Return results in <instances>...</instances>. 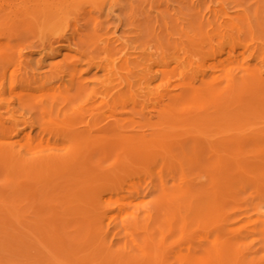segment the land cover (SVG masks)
<instances>
[{"label": "rangeland", "instance_id": "rangeland-1", "mask_svg": "<svg viewBox=\"0 0 264 264\" xmlns=\"http://www.w3.org/2000/svg\"><path fill=\"white\" fill-rule=\"evenodd\" d=\"M78 1L59 58L54 24L0 17V209L69 264H264V0ZM27 232L0 213V264H53Z\"/></svg>", "mask_w": 264, "mask_h": 264}, {"label": "bare ground", "instance_id": "bare-ground-1", "mask_svg": "<svg viewBox=\"0 0 264 264\" xmlns=\"http://www.w3.org/2000/svg\"><path fill=\"white\" fill-rule=\"evenodd\" d=\"M116 0H114L115 2ZM34 2L36 3L33 7L34 10L30 13H28V10L23 11L22 13H20V15H17L16 13L8 14L6 10H2L0 9V17H2L3 21L8 24L9 21H16L18 22V20H26V21H31L33 23H40L41 26L43 27H48V26H52L54 24V27L56 28L57 32L56 35L54 36L55 38V43L51 46L52 48L54 46H59V49L55 50L56 51V56L62 57V49H72L73 48V41L74 38L72 35V30L70 29L69 25V17L72 15V13L76 12V10L78 9V0H34ZM43 48V52L47 51L46 46L43 44L42 45ZM232 54H236L234 51ZM221 56H225L227 58V61L225 64L229 65H233L234 63V59L229 58L227 56V54H225L224 52L221 54ZM46 58H49L48 56H46ZM61 68L58 67V70H60ZM263 69H264V64H263ZM117 71V69L115 70V72ZM5 75L2 77V82L4 84L5 87H9L12 85V80L10 77L7 76V72L4 73ZM108 75H112L111 73ZM198 75H196L194 77V81L196 82V84L199 85V89L201 90L204 87L203 84V80L206 78V76L202 75L203 77H197ZM147 77H151L152 79L147 81V86L148 88L152 86L153 81H157L159 80L158 77L154 76V73H151V70L149 71V74L147 75ZM204 78V79H203ZM259 86V85H258ZM71 87V86H69ZM170 89V88H168ZM47 92H53L52 91V87L48 88V90L46 92L42 93L43 97L45 93ZM110 94V93H109ZM120 94H118L116 97H119ZM17 103V102H15ZM19 104V102L17 103ZM20 105V104H19ZM21 109L24 108V105L20 106ZM8 110V116H11V118L13 119V121H4L3 117L0 115V135H3L6 137V135L9 133L10 130H14V132H16L17 134V139L20 141H22V134L21 132H19L18 130L20 129V124L19 122H17L18 120V111L15 109H11L10 106L7 107H0V112H2L3 110ZM88 109L87 112H89ZM85 113V111H84ZM87 114V113H86ZM106 121V120H105ZM102 124V122H101ZM100 124V125H101ZM95 126L89 125L88 126V130L92 131L94 128L98 127L97 122L94 123ZM118 129V127H112V126H104L102 127L100 130L97 131V133H100L102 135H108V131L112 130V129ZM88 134V132L86 131L85 133H83L82 135ZM96 134V132H95ZM81 135V136H82ZM79 136V137H81ZM9 140V139H8ZM94 143L96 144V141H94ZM93 142H91L89 139L85 138L84 144L88 147L95 145ZM18 144H13L7 147H0V152L3 154H7L8 156H15L16 152H17V146ZM64 184H69L68 182H64ZM70 185V184H69ZM74 185L71 184L70 187H72ZM51 186V187H50ZM47 189L45 188L44 193L45 192H50L53 185H50ZM86 203H84L85 207H82V210H87V207L89 208V205H86ZM29 207V206H28ZM4 209V210H3ZM3 209H0V213H5V216L7 217V219L9 221H12L14 224H16L18 226V228H24L26 229V233L27 230L29 232H32V236L33 238H36L39 242V246L45 250V251H50L48 252L52 258V263L53 264H69L68 262H65L63 259L59 258V256H57L58 253V248L52 247L51 244L45 243L43 242L41 239V237H43V235L45 234V232H43V230L41 228L38 227L39 224L42 223V221H35V225L32 227H28L26 226V219L24 217V211L26 210V208H17L14 206L11 207H3ZM89 211V210H88ZM22 234V233H21ZM66 241L69 242H73L71 241L70 238H66ZM74 248V247H73ZM218 254V253H217ZM155 257H157L155 255ZM153 260H155V258L152 257Z\"/></svg>", "mask_w": 264, "mask_h": 264}]
</instances>
